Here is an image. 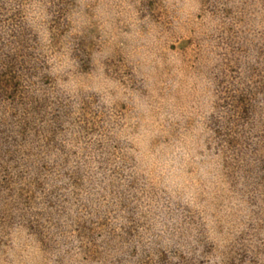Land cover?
Masks as SVG:
<instances>
[{"label":"rangeland","instance_id":"rangeland-1","mask_svg":"<svg viewBox=\"0 0 264 264\" xmlns=\"http://www.w3.org/2000/svg\"><path fill=\"white\" fill-rule=\"evenodd\" d=\"M0 264H264V0H0Z\"/></svg>","mask_w":264,"mask_h":264}]
</instances>
